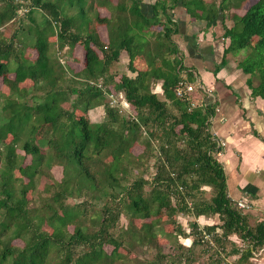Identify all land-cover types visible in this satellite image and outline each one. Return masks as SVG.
Returning <instances> with one entry per match:
<instances>
[{
    "label": "trees",
    "instance_id": "16d2710c",
    "mask_svg": "<svg viewBox=\"0 0 264 264\" xmlns=\"http://www.w3.org/2000/svg\"><path fill=\"white\" fill-rule=\"evenodd\" d=\"M162 1L154 0L153 11ZM243 1L170 0L161 6L167 21L155 18L149 24L139 0H0V218L6 220H0V237L14 226L13 238L23 241L20 249L3 250L0 264L7 258L11 264H46L51 248L57 264H117L128 254L125 231L114 233L127 203L141 221L137 245L158 248L152 259L136 258L133 264L193 261L197 239L188 247L178 245L170 255L159 249L153 227L163 216L175 222L179 214L194 220L217 215V224L197 227L193 222L184 238L200 233L202 240L216 230L221 233L214 242L236 235L249 244L244 251H232L239 264L262 247L264 221L251 228L249 216L227 196L223 168L215 158L220 147L209 131L214 108L188 111L187 101L174 95L183 66L172 39L177 26L168 10L181 2L191 18L208 25L223 12L239 9ZM22 9L26 12L19 15ZM100 9L108 16L101 17ZM231 16L233 26L224 29L229 45L221 65L226 54L242 51L238 67L259 80L257 86L249 81L251 95L264 98V0H253L242 14ZM157 26L161 30L154 32ZM148 32L152 36L147 38ZM13 42H26L36 57L22 55L11 71ZM51 42L58 54H49ZM72 62L81 66L71 76L67 64ZM186 76L194 80L190 72ZM157 81L162 82V95L153 92ZM118 92L132 111L130 117L104 103L106 95ZM97 106L103 107L105 121L94 126L85 114ZM144 152L156 167L150 181L133 173ZM55 167L62 168L60 177L49 178ZM41 179L42 193L49 195L37 214L30 215L29 198ZM202 186L212 189L210 200L188 206L191 193ZM89 190L104 199L95 230L81 222L86 198L77 205L66 203ZM175 229L185 234L181 225Z\"/></svg>",
    "mask_w": 264,
    "mask_h": 264
},
{
    "label": "crops",
    "instance_id": "0c3cea01",
    "mask_svg": "<svg viewBox=\"0 0 264 264\" xmlns=\"http://www.w3.org/2000/svg\"><path fill=\"white\" fill-rule=\"evenodd\" d=\"M139 1L142 14L151 16L154 0ZM148 2L149 5L144 4ZM168 14L177 26V35L172 39L179 51L182 76L185 74L187 79L186 73L190 72L195 82L216 95L215 112L208 122L212 138L217 144L223 143L218 146L220 151L215 158L223 168L227 196L232 202L248 207L243 210L249 216L248 223L256 225L264 221V98L251 95V85L257 84L253 82L255 77L237 65L243 58L242 51L226 54L221 65L229 45L224 29L231 28L233 20H227L223 12L207 25L203 20L191 18L181 2ZM161 85L157 81L153 92L162 95ZM195 221L200 226L215 222L203 216ZM184 239L191 242L190 238ZM232 240L237 245L239 238L234 235ZM251 253V264H264V244Z\"/></svg>",
    "mask_w": 264,
    "mask_h": 264
},
{
    "label": "rangeland",
    "instance_id": "374dc122",
    "mask_svg": "<svg viewBox=\"0 0 264 264\" xmlns=\"http://www.w3.org/2000/svg\"><path fill=\"white\" fill-rule=\"evenodd\" d=\"M168 1H162L161 4H159L158 6H156L155 10L153 11L152 9V14L151 16H145V18L147 20H149V24H154V20L156 18V20L158 21H167L165 16L162 15L161 13V6L163 4H165ZM205 1H211V0H205ZM215 2L219 3V1L221 0H214ZM164 2V3H163ZM239 2V1H236ZM253 2V0H244L241 4V7L239 9H229L227 11H225L226 18L227 20L231 19L233 20L231 15H240L244 12V9H246V7L248 5H250ZM150 2H148L147 4L144 3L145 5H149ZM166 4V5H167ZM27 9V8H26ZM146 10H149L148 7L145 8ZM21 11V12H20ZM20 12V13H19ZM19 15H23L26 11L25 9L19 10ZM101 17L104 16H108L107 12H105L104 10L100 9L99 10ZM169 13V10H168ZM32 15H34L32 13ZM169 16V14H168ZM173 20V18H171ZM25 20V19H24ZM26 22H28L26 20ZM174 22V21H173ZM28 24V23H26ZM100 31V36L102 37V39H105V32L103 30V26L98 28ZM153 31H159L161 30V27L157 26L155 28H152ZM151 32L147 33V38L151 35ZM177 35V33L175 34ZM173 35V36H175ZM23 41H25V39H22ZM257 38L254 37L252 38V43L254 44L256 42ZM29 44H27L26 42L20 43V45L17 42H13L12 45V51H11V55L10 58L11 60H9V68L11 69V71L14 69V67L16 66V64L22 60V55L29 57L31 59H35L36 57V52L31 48L28 47ZM146 45V44H145ZM144 45V46H145ZM32 49V50H30ZM65 49V53H69V51L67 50V48ZM58 54L59 52L57 51L54 43L51 42L50 44V51L49 54ZM15 55L16 59L13 57ZM69 55V54H68ZM18 61V62H17ZM62 61H64L62 59ZM66 65V64H65ZM67 66H69L68 68V74H70L72 76V74L80 69V64L77 63H68ZM112 71H115L112 68ZM179 77L180 79H184V76H182V72L181 70L179 71ZM187 82L189 83H193V85L196 86V82L195 80L192 81H188L187 79H185ZM255 84H258L259 80L258 77L255 76V79L253 81ZM77 87L80 86V84L76 85ZM154 91H156V89H154ZM212 96L210 98H205V102L206 103H212L210 106H212L213 108L216 107L217 104V99H216V95L214 92H211ZM112 98L109 97V95L106 97H104V103L108 104L109 106L112 107H116L117 110L119 112H121L125 118L126 117H130L132 115V111L131 109H129L128 105L125 102L124 99V95L120 92L116 93V94H111ZM199 97L202 98V95H199ZM74 98V96L72 97ZM80 115V112L76 113V116ZM85 117L88 119V121L91 123V125H96L99 126L101 124H104L105 121V114H104V110L102 106H97L93 109H90L86 114ZM141 151V149L137 150L135 153L139 154ZM18 153H20L19 151H17ZM3 156V155H2ZM146 153L144 152L143 155H141L139 161H136L135 163V170L133 173L136 174V172L141 173V175H143L147 181H150L151 179V175L155 172V164H154V159H146ZM24 162L25 161H19V163L24 166ZM26 163V162H25ZM62 173V168L61 167H55L52 172H50V174H48L49 178H52V176L54 178H59L60 175ZM44 179H41L40 182L36 183L34 192L31 194L30 198H29V203H28V208L30 209L29 214L30 215H35L36 213V209H39L41 207V205L46 201V197H48L49 194H47L46 192L42 193V190L44 189ZM148 187L149 186H145L144 190L148 191ZM17 188V187H16ZM19 189V188H18ZM90 191V190H89ZM94 191H90L88 193H86L85 195H81V197H69L66 200V203L69 205H77L79 204L81 201H84L86 198V214H85V219H82L81 222H83V224L88 227V229L90 230H95L98 227V222L100 221L101 218V214L103 213V205H104V199L102 197H100L99 195L95 196L93 195ZM193 196V200L188 199L187 200V205L191 206L192 202H197V203H201L203 201H209L210 198L213 195L212 189L210 187H206V186H202L199 189L195 190L194 192L191 193ZM174 201V200H172ZM247 214V213H246ZM210 218L212 220H214V224L219 223V218L217 215H210ZM170 217L167 216H163V218H161V222L160 224L154 226V233H156L158 239L160 240V245H159V249L165 254V255H170L172 253H175L177 251L178 245H181L183 247H188L191 242L189 240H185L184 237L185 235L187 236V232L190 231V225L194 222L197 224V222L193 219V217L191 215H178V217L175 219V222H171ZM0 220H5L3 217L0 218ZM6 221V220H5ZM141 224V221L137 220L136 218H134L132 216V212L129 210V205L127 203L125 210H124V214L120 216L116 229L114 230V233H117L119 231V229H121L122 231H125L124 235V242H123V247H125L124 249V253H127L126 259L123 261H119L117 264H133L134 259H138V260H150L154 257V255L156 254V252L158 251L157 247H154L151 244H145V246H139L138 241L135 238V235L139 236L137 233L140 232L141 229H139V226ZM181 225L182 229L184 230L185 234H180V232L175 229V225ZM249 224V223H248ZM255 224L254 223H250L249 226L252 228ZM198 227V224H197ZM202 227V226H201ZM14 226H12V228L6 233L3 234L0 237V253L6 249V248H10L13 247L20 249L23 246V241L19 240V239H14L13 238V233L15 230H13ZM69 231H72V227L68 228ZM126 229V230H125ZM199 232V231H198ZM178 233V234H177ZM221 231L220 230H216L215 233L213 234H209L210 236L207 235V238H203L201 240L200 238V233L197 234H193V236L190 238V240H194L197 239L199 241L198 245L195 247L194 250V255H193V261H189L190 258L187 259L186 264H239L238 262V255L237 254H232V251L235 250H239L241 249L242 251L246 250L248 248V243L247 241H241L240 239L237 240V245H235L232 240V238H234V235H230L226 238H220V240H218L217 242L213 241V238H216V235H220ZM218 239V237H217ZM137 245L135 247H131V245ZM53 248H51L49 250V257L48 260L46 262V264H57L58 262V258H57V254L55 252V250H52ZM52 250V251H51ZM111 251V247H106V252L110 253ZM123 252V251H122ZM2 264H11V258H7V261L3 262ZM241 264H251L249 261L247 262H242Z\"/></svg>",
    "mask_w": 264,
    "mask_h": 264
},
{
    "label": "built area",
    "instance_id": "2783aa9c",
    "mask_svg": "<svg viewBox=\"0 0 264 264\" xmlns=\"http://www.w3.org/2000/svg\"><path fill=\"white\" fill-rule=\"evenodd\" d=\"M196 86L193 85V83L187 82L185 79H180V81L177 83V85L174 88V95L176 99H179L181 101H187L188 103V111L194 110L196 108H202V107H208L212 103H206L204 100L205 98H210L212 96L211 92L207 89H205L199 82H196ZM199 92L201 94H199ZM195 93H198V95H195ZM199 95H202V98L199 97ZM110 98H112V95H109ZM212 119V115L208 117V121ZM218 146L223 145V143H218ZM236 206L240 210H245L248 207L243 205L242 203H236ZM204 238H207V235H204Z\"/></svg>",
    "mask_w": 264,
    "mask_h": 264
}]
</instances>
